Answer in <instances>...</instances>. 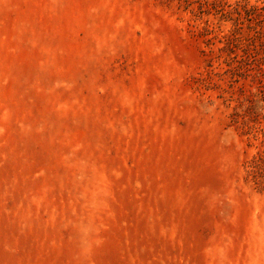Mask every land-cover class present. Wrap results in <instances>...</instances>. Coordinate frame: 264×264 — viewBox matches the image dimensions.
<instances>
[{
  "label": "rangeland",
  "instance_id": "1",
  "mask_svg": "<svg viewBox=\"0 0 264 264\" xmlns=\"http://www.w3.org/2000/svg\"><path fill=\"white\" fill-rule=\"evenodd\" d=\"M0 264H264V0H0Z\"/></svg>",
  "mask_w": 264,
  "mask_h": 264
},
{
  "label": "trees",
  "instance_id": "2",
  "mask_svg": "<svg viewBox=\"0 0 264 264\" xmlns=\"http://www.w3.org/2000/svg\"><path fill=\"white\" fill-rule=\"evenodd\" d=\"M238 34H239V27L238 25H236V27L233 30H231L228 34L223 35L220 39L224 43L225 47H229V46L230 48L232 46L240 47L241 50L243 51V55H241L240 61L236 60L237 56H234L232 58L233 61H236V63L238 64V65L231 67L228 70L232 72V74H234L235 72H238V70L240 69L239 65L242 62L247 60L251 63H256L260 60L257 58L258 51L255 47V40L259 41L262 33L260 31H255L253 35H249L248 37H245L244 41H242L241 37L238 36ZM251 63H249V65Z\"/></svg>",
  "mask_w": 264,
  "mask_h": 264
}]
</instances>
